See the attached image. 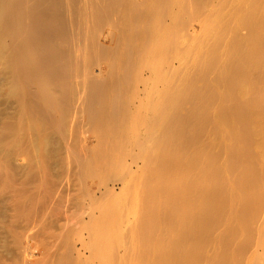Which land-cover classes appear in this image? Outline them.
Here are the masks:
<instances>
[{
    "label": "rangeland",
    "instance_id": "obj_1",
    "mask_svg": "<svg viewBox=\"0 0 264 264\" xmlns=\"http://www.w3.org/2000/svg\"><path fill=\"white\" fill-rule=\"evenodd\" d=\"M91 1L92 0H84V2H83V0H82V2L81 1L79 2L77 0L78 7H76L77 6L76 3H75L76 6L74 5V7L77 9L72 7L71 10L74 8L75 10L80 9L78 11H81L84 8L85 10L83 9L84 11H82V12H85L87 10L86 8L89 6ZM129 1H131V0H129ZM140 1H142V0H140ZM140 1L139 0L138 1L132 0L131 4L135 5V2H136V4H138V2H140ZM179 1L181 3L178 2L179 5L177 4L176 6H173V9H171L173 13L169 12V13H171V15L168 12H163L164 14L162 13L163 14V15H161L162 19L159 20L160 21L159 24L157 26L155 25V28H154L155 30L152 29L153 31L151 30V33H149V35H148L149 36L148 37L149 43H147L148 50L146 51L145 54H142V52H141L142 51V49H141V46H142L141 43L142 42L136 43V46H137L136 50L131 49V48H129V50H128L127 49L128 47L122 49L123 48L122 43L124 45H126V43H124L125 41H123L122 32H121L122 29H120V27H119V25L121 23L119 24V19L116 16H113L114 18H117L116 21L114 18H111V20H112L111 24L113 22V25L108 24V26H107V24H105L102 26V24H101V26H99L97 29H96V27H92L91 26L92 24H90L89 23L90 21L88 20L89 22L86 21L87 22L86 27H88V28H85V30H87V31H85L84 30L85 26H82V27L77 26V24L79 25V23H80L79 19H78L79 17L77 15L75 16L76 19H78V20H77V23H74L75 17L71 16V14L69 13L70 15H68V16L69 17L71 16L72 18L68 17V19L70 21H68L67 23L68 24L70 23L69 25L71 27L66 25V29H67V27H69L68 29H69V32H71V33L67 32L68 29L66 30V32H67L66 39L68 41L70 40L69 42H70V46H71V51L73 52V53H71V52L70 53L74 57L73 58L71 56L72 59L75 61V58H77L75 56H78L79 60H78V58L76 60L80 61L81 67L79 65L76 67H74V66L72 67V69L74 70V73H73V71H72V73H70V76H72V77L69 76L70 78L68 80V86H67L68 88H67V91H65V93H64L65 95L61 94V93H63L62 91H56V93H54V94H58V95H55V96L53 94L51 95V93H50L51 96L58 97L59 100H61V102H62L61 98H63V97L66 98L65 102L64 101L62 102L63 106H64V107L63 106L62 107L64 110L61 108L62 110L49 112V110L47 111V109L44 108L42 101L34 95V91H35L34 88L36 89V87H38V86L45 88L44 86H46V83L42 84V82H38V83L33 84L32 85L33 88H31V86H30L31 89L29 88L30 90L28 92H31V93L33 92V94H31V96H35V97L34 98L31 97L32 99L29 97L30 99H28V100H30V103L28 101L25 105V109H21L24 107H21V105L17 102L15 97H13L12 95L9 94L10 81L8 80L7 77H4L0 72V181L2 182V180H3V182L0 183V185L2 184L0 186V188H1L0 189V264H125V263L126 264H135L133 261H136V264H137L140 257L137 258V256L133 255V254H137L139 256L140 254H138V253H140V249L142 248V242H141L142 239L140 236H143L142 235L143 231L141 230L142 229L141 224L143 223L144 220L147 221V219H151L152 217L153 218L156 217V219H157V220L155 219V223H154L155 227H152L153 230L156 229L155 231L157 233H155V232H153V230H151L150 240H153L155 237H157V234H159L158 235L159 238L157 237L156 239H160L161 241L163 240L164 241L163 243L165 245L167 244L170 247L171 241H169V240H173L175 238L173 237L174 235L172 234V232L166 230L168 226L166 224L167 219H165V218L168 216L169 211L167 212V209L165 211V207L167 208L166 204H164L163 207L160 206L161 205L160 203L162 201V197L164 198L163 195L162 196L160 195V193H161L160 192V186H161L162 182H164L163 180L167 179V178H165V176L167 175L169 178V176H172L174 171L173 172L168 171L164 176H162L163 179H162V177L160 178L159 175L155 176V171L157 169L156 167H159L158 166V165H160L159 163L163 164V161L167 157L170 156L171 152L173 153V151L166 144L165 140L163 141V139L165 136L167 138H170V137H168L169 135H166V133H170L172 131L171 132V134H172L173 130L177 129V126L179 127V125L177 123L182 121L181 119H183L182 117L184 115L186 116V113H187V117L188 116L191 117L192 116L191 114L193 113V115H194V113H195L196 114L195 117L197 119L198 118L200 119V116H199L200 113L198 114L199 109L201 107H203V105L205 103H207V102H205V101H207V99H205V100L203 99V101L205 102L204 103L203 101H201L202 100L201 98L202 97L207 98V97H205L208 95L207 93L212 91V93H209V95L210 94L213 95V93L216 94V96L218 98L216 97V101L213 102V104L216 106V108L219 107V105H220L219 96H220V94H222L221 96H223L226 92V90H225L226 85L224 84L225 85L224 86L223 84H221L222 80L219 78V72L221 71V67L223 68L222 63H223V60L225 59L224 56H226L225 52L228 54L230 53L231 47H229V46L233 45V42H235V40H237L239 43H242L244 46L247 45L246 41H248V39H249V33L250 32H249L248 27L245 28L246 26H244L243 24H242V27H239L242 23V22L241 23L239 22V20H240L239 17H241V15H243L244 10L247 11L246 8H249L248 3L252 2V0H247V1L241 0L240 3L238 0H197V2L195 4V8H194V6H192L193 4L191 5V3L190 4L188 3L189 0H179ZM245 2H248V3H245ZM254 2H255L256 6H259V5H260L259 7L262 6L263 9L261 8V11L263 10L262 14L264 15V6H263L264 0H254ZM79 3H82V5ZM238 3L241 6L238 5ZM84 4L87 7H85ZM79 5L81 7L83 5L84 6L81 9V7ZM196 5L199 6L200 8L197 7ZM184 6H186L187 8ZM69 7H71V6H69ZM174 7L176 8L177 11L175 10ZM181 7H182V9H181ZM243 7H244V10H241V9H243ZM191 8H193V10H191ZM67 9H68L67 11H69L68 7H67ZM54 10H56V8H54ZM197 10H199V11H197ZM240 10L243 11L242 14H241ZM2 13L3 12H0V16L2 15ZM187 13H189V14H187ZM185 14H187L188 16L192 14V16H189L190 18L189 17L187 18L185 16ZM239 14H240V16H239ZM165 15H166V17H165ZM217 16L222 17V18H219L217 21ZM237 16H239V17H237ZM73 17H74V20H73ZM172 17H173V19H172ZM231 17H232V19H231ZM236 17L239 19L237 21L240 23V25L238 22H236V20H235V19H237ZM243 17H244V15H243ZM193 20H195V21L193 22ZM230 20H233L234 22L230 21ZM181 21H183V22H181ZM215 21L217 22L215 24L216 27L214 26ZM220 21H222V22L220 23ZM114 22H117V24L115 23L116 26H115ZM186 22H188V23H186ZM211 22L213 23L211 25V27L213 26L214 28L209 27V29L204 31L205 29H203V28H205V27L208 28L207 25L208 24L210 25ZM223 22H226V23H224L225 25L223 24ZM163 25H165V27ZM34 26H35L36 30L41 31L43 29L42 24L39 23L38 21L35 22ZM110 26H112V27H110ZM114 26L115 27L118 26L116 28V31L118 32V37L116 35L117 32H115ZM185 26H186V29H185ZM217 26L223 27L224 30L226 29L225 32L224 31L222 32V28L220 31V29H219L220 27L217 28ZM90 27L92 28V30H90ZM100 27H101L102 31H100ZM104 27L106 30L109 29L110 31H106L104 29ZM200 27L203 30L200 29ZM82 28L84 31L81 30ZM164 28H166V30ZM161 30L163 33L167 34V35L164 34L165 37L163 36V41H161L162 35H163ZM89 32H91V33H89ZM93 32H94V34L96 33L95 35L94 34L93 35L96 36L97 39L95 41L96 43L94 42L92 44L91 40H92V36H93L92 33ZM218 33H219V35H218ZM229 33H230V35H229ZM263 33H262V36H263L262 39H264ZM111 34L114 36V39L116 37V39H115L116 42L119 40L122 41V43H121V41L119 42L120 43L119 46L117 45L118 42H117V44H116V42H113L114 40H113V36H110ZM160 34H161V36H160ZM87 35H89V36L91 35L90 36L91 40L88 38L89 36H87ZM232 35L233 36L235 35V38ZM158 36H160L161 38ZM84 37H86L88 39L85 38L86 39L85 40ZM96 37H94L92 41H94V39ZM154 39H155V41H154ZM233 39H234V41H233ZM245 39H247V40L245 41ZM87 40H89V42H90L89 45L87 44V42H88ZM164 40H165V42H164ZM245 42H246V44H245ZM114 43H115V45H114ZM162 43H164L165 47L163 46ZM199 43L200 44L202 43V44L200 45ZM214 43L216 44L217 49L220 48V49H218L220 53L218 52L217 49L215 50L216 47L214 46ZM161 44H162V46H161ZM199 45H200V47H199ZM212 45L214 47V48L212 47L213 50L211 49ZM113 46H115V47H113ZM119 47L122 50H120ZM161 47H163V49ZM167 47H168V49H165ZM209 47H210V49H209ZM226 47H228V48H226ZM224 48H225V50L229 49L228 50L229 52L223 50ZM155 49H157V50H155ZM158 50H160V52L162 54H160V52ZM163 50H164V52H163ZM209 50H210L211 54L213 52H215L216 54L218 53L217 56L221 57L220 59L218 57L221 65L219 64V66L213 68V72H212V69H210L208 67L207 73H205L204 70H206V69H204V67H207V66H205V64H207L208 62L204 63V61L208 58V56L211 55V54H205V53H207L206 51L209 52ZM43 51L44 50H42V49H41V51H39V54H41L40 56H42L45 53V51H44V53H43ZM108 51H109V53H108ZM131 51H132V53H131L132 55L129 54ZM148 52L150 54H148ZM263 52H264V48H263ZM110 53L113 55H111ZM215 53H213V54H215ZM109 54L111 55V57ZM148 55H150V56H148ZM154 56H155V59H154ZM202 56H205V58L204 57L202 58L204 61L201 60ZM120 57H121V59H120ZM158 57H159V61H158ZM153 59H154V61H153ZM221 59H223L222 62H221ZM113 61H114V64H113ZM125 63H126V65L129 63L131 64V65L129 64V66H128L130 69L125 65ZM121 64L122 65L124 64L125 68H124V65L122 66ZM134 64H135V66H134ZM201 64H204L203 68H202ZM114 65H116V67L118 66L117 69L114 67ZM68 67H71V66L65 65L61 68V67H58L57 65H54L53 67H49V71L53 72L54 70H56L58 73H62L66 70L71 69V68L68 69ZM77 67L79 69L80 68L81 69L80 70L76 69ZM131 67H133V68H131ZM114 69L116 70V72L118 69H120V70H118L119 73L117 72L118 75H117V73H115ZM124 69L128 70V74L127 73L124 74V72H123ZM71 70H69V71L71 72ZM210 70H211V72L209 74L208 72ZM0 71H1V68H0ZM77 72L78 73L82 72V73L78 74ZM214 73H215V75H213ZM254 73L253 74L255 75V78L253 77L254 75L251 76L252 78L256 79V77H257V79H259V77L261 76L262 79H264L263 69H259V70L255 69ZM115 74H116V76L114 77ZM119 74H120V76H119ZM201 74H202L203 79L200 77ZM81 75H82V77H81ZM186 75L189 78L191 77L190 80H189V78H187ZM203 75L207 76L208 78H205V76H203ZM214 76L217 78L214 79ZM73 77H74V79H73ZM119 77H121V78H119ZM128 77H130V79ZM192 78L196 84L193 82ZM196 78H198V79H196ZM195 79L198 82H196ZM205 79H208V80H205ZM201 80H202V84L200 82ZM209 80H211V82L213 83V84L212 83L209 84L210 90L212 89L211 87H213L212 85H215L213 88L217 87L218 88V89L216 88L217 90L216 89L211 90V91L208 90L209 86L205 82L208 81V83H209L210 82ZM165 81H166V83H165ZM121 82L123 83V85ZM110 83L112 86L110 85ZM100 84H102V85H100ZM113 84L116 86H114ZM156 84H158V85H156ZM202 85L204 87H207L208 88L207 90L209 92L207 91V93H205L204 92L205 88H203ZM100 87H101V89H100ZM184 87L186 88L188 93L183 92ZM192 87H193V89H192ZM123 88H124V90H123ZM156 88L158 89V91L156 90ZM190 88H191V90H190ZM182 89H183V91H182ZM202 89L204 92L203 96H202V93H203ZM227 89H228V87H227ZM71 90H73L75 92H73ZM99 90H100V92H99ZM105 90H106V92H105ZM117 90L119 93L117 92ZM155 90L157 91V93L155 92ZM159 90H160V93H159ZM161 90H162V92H161ZM177 90H180V91L175 92ZM198 90L199 91L201 90V91L199 92ZM48 91H50V90H48ZM68 91H71V93ZM101 91H102V93H101ZM103 91L106 94H104ZM196 91L198 92V96L195 95V94H197ZM261 91H262V95H264V90L262 89ZM181 92H183L182 93V95L184 96L183 98L186 97V99H184L185 105H184V103H183V105L179 104L181 99L179 100V102H176V103L173 102V101L177 100V97H178V95H180ZM120 93L122 94V96ZM123 93L126 94V96H128V97H126ZM127 93H128V95H127ZM164 93L166 95H164ZM171 93L173 94V98L176 97L175 98L176 100L172 98ZM175 93H176V95H175ZM189 93H193L194 95L193 94H190V95H192L194 97L193 98H191L192 96L189 97ZM248 93L250 94L251 92L248 91ZM115 94L117 96L116 99H115ZM205 94H207V95H205ZM215 94H214V97H215ZM249 94H248V96L250 98L251 96ZM100 95L102 96V100H100L101 99V97H99ZM109 95H110V97H109ZM162 95H163V99H161ZM199 95L201 96L200 99L198 98V97H200ZM226 95L228 96L229 93ZM118 96L120 98L119 102H117ZM166 96H168L171 99V100H169V102H171L173 100L171 103L172 105L168 102V100H165ZM248 96L246 95V99H244V100L248 101L249 100V99L247 100ZM112 97H114V98L112 99ZM168 97H167V99H168ZM224 97H225V95H224ZM233 97H235V95ZM187 98H188V100H187ZM35 99L37 101H34ZM38 99H39V101H38ZM63 100H64V98H63ZM96 100H97V103L99 105L96 103ZM113 100H116L115 103H113L114 102ZM212 100H214V98H212ZM230 100L232 101V98H230ZM230 100L227 101V104H230ZM111 101L113 104H115V107H116V105H119L118 103H120V104L124 103L122 106L119 105L120 108L119 107L118 108L121 110H118V108H117L116 109L117 113L115 112V115H114V113L111 114V112H113L112 107H111ZM165 101H167L168 104H170V105H168L169 107H167V105H166L167 103H165ZM184 101H181V102H184ZM192 101L194 103H191ZM38 102H41V103H38ZM116 102H117V104H116ZM147 102L149 104H147ZM162 102L165 103L164 106H166V107L163 106ZM177 103L179 104V106ZM197 103H200V104L197 106ZM211 103H212V101H211ZM211 103H209L208 106L213 105ZM35 104H36V106L39 105V107L37 108L35 106ZM101 104H103V105H101ZM127 104H128V106H127ZM161 104H162V106H161ZM190 104H193L192 107ZM147 105L150 107L149 109H148ZM157 105H159V106L157 107ZM200 105H202V106H200ZM214 105L208 107V108H211L212 110L207 108L208 111L206 113L209 117L212 116L211 118H209L211 123L209 122L207 115L203 116V117H205V120L203 119L205 121V123H204L205 125L202 124L203 125L202 127L205 126L204 128L206 130L203 131L204 129H202L201 130L202 132L201 131L200 132L201 133L204 132V134L207 133L204 136L205 138L202 137V135H204V134L200 135L197 133L195 139H197V141L199 140L198 141L199 144L196 143L197 141L193 142L195 140L194 139L190 143L191 146L192 145H194V146L193 147L190 146L191 147L190 149L192 150L194 147L195 148L196 147L198 148V146L200 147V143H202L201 144L202 146H205L203 144H205V142H207L208 144L210 143L209 144L210 146L208 147L209 157H212L211 155H213V157H217L219 155L218 158L223 157L222 159L220 158V160L217 158L218 159L217 164L216 163H215V165L213 164V166L210 169H212V168L215 169L218 166L217 170L212 169V171L213 172L214 171L224 172V169L222 168L223 169L222 170L221 167L222 166L224 167V165L226 164L224 167L226 170L225 174L227 176H230L229 179L227 176H225L224 173H222V176L220 177L218 174H216V173L213 174V172L211 171V175L213 174V176H214V178H216V180L212 179V181H211V178L213 176H210V178H209L210 180L204 184L203 188L207 189L206 191H210L216 185L221 186V190H222L221 194H223V192H225L224 193L225 195H221L220 199L221 198L227 199V202L224 203V204H226V206H224V207L225 208L227 207L225 209L226 211L224 209H223L224 211L222 210L223 214H224V212L226 213V218L224 216L225 214L223 215V218H221L222 217V215H221L220 218L222 219V222L219 221L220 223L217 224L218 226H215L214 228L213 227L210 228L209 234L211 236H208V237H211V238H209L210 241H206V242L201 243V246L199 245V247L197 249H194L193 250L194 252L192 251V254H194L195 257H197L196 264H210V263L213 264V262H214V264H221L220 258L222 257L221 256L222 254L223 255L227 254L229 257H231L230 264H254V263L255 264H264V199L261 198L264 196V194L259 193L260 191L262 193V191H263L262 189H264V178H263L264 175H261V173L262 174L264 173V157H263V160L261 157V156H264V148H261V149H259V148H260V146L261 147H264V146H262L260 144L259 138H257V142H255V144H254L255 147L251 146L252 144L249 145V143L247 141L241 142L242 144L245 145L246 150L244 149V146H242L241 143H238V145H236L237 150L239 147V150L241 149L240 150L241 152L244 149L246 152L245 153L246 155L248 154V155H251L252 157H255L254 159H251L252 157L248 156V158H247V156H243V157H245L244 158L245 162L246 161L248 162L247 159L250 158L251 167H249L248 170L255 166L256 170L250 169L252 171V173L254 174V172L256 171L258 173L255 172V175L257 174L256 176L257 177L259 176L258 178H261V176H262L263 181H262V179H260L261 181L260 180L259 181L263 183V185H262L263 187L261 186V183L258 185L257 188L255 187L256 188V189H254L255 192L258 191L257 189L260 190V188H262L259 192H257L259 195H261V196H258V198L260 197L259 201L261 199H262V201L259 202L256 199L257 203L259 202L260 205L258 206V204L255 202L258 207L254 211L251 210L252 213L250 211V214H252L254 216L249 215V216H251V218L248 216L250 218L249 219L250 222L248 220H246V221H248L247 222L248 224L245 222V219H244V221L242 220L243 221L242 227H244V228L240 227L242 229L239 228V231H236L232 235L234 238H236V240H235V239H233V237L231 238V234H230L231 231H228V228L229 229L231 228V227H229V225L230 226L233 225V227H234V225L236 224L233 221L235 219V212L238 211L240 205H237V204H239V203H237L238 200H236V202H235V200H228V195L230 196V193L232 194V192L234 191L233 190L230 192V189L228 188V187H230V186H228L230 184H228V183H229L230 179L231 180L233 179L232 178L233 176H234V179H236L235 178L236 176L240 177L243 174H245L244 173L245 167H244V165H241L243 162V161H241L243 159L242 157H241L242 159L240 160L241 164L239 163L240 165L238 164V162H236V164L235 163L233 164V163H227L228 161L231 162L230 160H228V159L225 160L226 154H225V156H223V154L225 153L224 151L226 150V148L229 149V147L231 146V141L228 139H222L220 136H218L219 139H217V140L215 139V134L218 132L215 130H217L216 126H217V124L219 125V123H218V121L216 122V120H215L217 118V116L214 113L216 111H218V109L215 110L216 108ZM217 105H218V107H217ZM40 106L42 108H40ZM112 106H114V105H112ZM155 106L157 109H155ZM177 106L180 108L178 109ZM182 106L184 109L181 108ZM98 107H99V109H98ZM103 107H104V109H103ZM174 107L176 108L175 112L172 111L175 109ZM39 108H40V112H39ZM110 108L112 111L110 110ZM150 109L152 112L150 111ZM168 109L170 111H168ZM192 109L193 110L198 109V110H195V112H194V111H192ZM20 110H23L24 113L26 111L27 112L31 111L32 112V114L30 115L31 120L30 119L26 120V118H24L25 117L24 113ZM177 110H179V111H177ZM188 110H190V113L192 111V113L190 114L188 112ZM209 110H210V112H209ZM160 111H162V112H160ZM41 112L45 113V114H41L42 116H40L39 114ZM46 112L47 113L49 112L50 114H52L51 118H53L55 127H57V128H53L54 125H51L52 128L54 129V130L53 129L52 130L55 132L54 133L55 135L53 136V132H52L51 136L49 135L50 138L48 141V143H49L48 145L50 146L51 144H53L54 146L55 145L56 146L55 147L50 146L51 148H49V150L47 149L48 152L47 151L44 152L42 150V152L45 154L44 157H42L43 153H40L39 150H38L39 154H38V152L34 151L35 154L33 155L34 152L32 151L33 153L27 154L28 156L24 155V157L21 156L20 158L15 153H13L11 151H9V152L7 151L4 154L6 149L10 150V148H8V147H11V149H12V145H10V142H11V139L13 137V136H11V134L13 135L14 129L17 131V133H15V130H14V133L16 134L14 136H19L21 138L23 137V140L26 139V140H24L26 142L28 141V139L30 142L36 138L37 140L35 139L36 141H34V143L37 142L39 140V135L37 133H34L33 135L29 133L30 134L29 135L28 132L25 131V129H23V127L25 128L26 124L32 120L33 121L38 120L39 116H40V118L43 117L44 120L46 118L47 121H49L50 117L48 114L49 118H47ZM53 112H55V113H53ZM96 112L98 113L97 115H95ZM118 112L120 113V115L118 114ZM159 112H160V114H159ZM165 112H167L166 114H169V115L172 112H173V114L176 113L175 115H178V116L181 114L180 118L178 116L175 117V115H174L175 119L172 117L173 114H171V116H168L169 118L172 117V120L173 119L177 120V117H178L179 118L177 120L178 122H176L174 120H173V122L169 121L171 118L166 120L167 115L165 114V116H164ZM162 113H163V115H162ZM99 114H100V116H99L100 118L97 117ZM123 114H124V116H123ZM144 114H145V116H144ZM148 114L149 115L151 114L150 118H149ZM197 114L199 117L197 116ZM216 114H217V112H216ZM43 115H46V117H44ZM109 115H111L113 117H111ZM160 115H162V116H160ZM200 115L202 116V114H200ZM189 117H188V119L190 120ZM96 118H99V119L97 120ZM108 118H110V119H108ZM143 118L148 119L149 126H148V124H146L147 119H145V122H144ZM163 118H165V119H163ZM93 119L96 120L97 123H94ZM101 119H102V121H101ZM114 119H116V120L113 122ZM184 119H185V120H183L184 122L186 120L189 121L187 118H184ZM19 120L22 121V123H20ZM121 120H122V122H121ZM207 120H208V122H207ZM26 121H28V122H26ZM58 121H59V123H58ZM60 121H62V123ZM142 121L147 125L149 130L146 129L147 127ZM49 122H52V120ZM213 122H216L217 124L216 123L213 124ZM63 123H64V127L61 126V125H63ZM161 123L163 126H161ZM186 123L187 122H185L184 124H186ZM52 124H53V122H52ZM96 124H98V125H96ZM255 124L256 123H253L254 126L253 125L251 126L254 129H255ZM57 125H59L62 130ZM102 125H103V127H102ZM115 125H117L116 126L117 128L115 127ZM130 125H131V127H130ZM18 126H22V127H18ZM98 126L101 128H99ZM135 126H137L136 128H137L138 134H137V131L135 129ZM96 127H97V129H96ZM160 127L161 128L164 127L165 129L164 128L160 129ZM9 128L12 129L11 131L9 130L12 133H10L8 131ZM18 128H19V130L21 128L20 131L26 132V135H25V133L22 134V132L19 133ZM113 128H116L117 130L113 129ZM257 128H258V125H256V129ZM111 129H113V130L111 131ZM160 130L162 132L161 136H160ZM162 130H164L165 132ZM146 131H149V133H147ZM166 131H168V132H166ZM163 132L165 135H163ZM140 133H141V135H140ZM183 133H184L183 137H185V133H187V131H183ZM188 133H189V131H188ZM114 134H116V135H114ZM262 134H264V133H262ZM137 135H138V137H137ZM187 135H186V137H187ZM197 135L198 136L200 135V138ZM208 135H210L211 137ZM217 135H219V134H217ZM217 135H216V138H217ZM144 136L147 139H145ZM159 136H160V138H163L161 140H162L163 144L164 143L166 144V145L164 144L165 146L162 145V143L159 139ZM9 137H11V138H9ZM136 137H137V139H136ZM166 137H165V139H166ZM189 137L186 139L188 140ZM112 138H114V139H112ZM115 138H118V139H115ZM208 138L210 141H213V142H210V141L208 142V140H205ZM50 139H51V141H50ZM109 139H111V140H109ZM184 139H182L183 142H184ZM261 139L262 140L264 139L263 135L261 136ZM8 140H10V142ZM135 140H137V141H135ZM157 140H158V142L159 141L160 142L158 143ZM187 140H185V141H187ZM218 140L223 146L220 143H217ZM112 141L114 142L113 145H111ZM134 141H135V144H137V148L134 144ZM138 141L140 143L141 142L144 143V145L142 143L140 144L143 147H140V145H139L140 149L138 147V143H136ZM166 141H167V139H166ZM215 141H217V142L215 143ZM7 142H9V143H7ZM132 142L134 145L132 144ZM258 142H259V144H257ZM123 143L124 144L126 143L127 145L125 144L126 146L124 147ZM167 143H168V141H167ZM185 143L186 142H184V144ZM192 143H194V144H192ZM212 143H215V144H212ZM8 144H9V146H8ZM131 144H132V146H131ZM195 144H197V146ZM219 144L221 147L220 146L218 147ZM100 145H101V147H100ZM158 145L159 146L161 145V148ZM189 145L187 148H189ZM247 146H249V147L247 148ZM167 147L169 148L170 153H169V150ZM123 148L125 151L122 150ZM187 148L182 150L183 154H181V156H182L181 160L185 161V157L188 154H189L188 155V157H189L192 155V153L195 152V148L193 149L194 152H192L193 150L188 152L189 149H187ZM252 149H253V151H252ZM45 150H46V148H45ZM108 150L111 152V155L109 154ZM164 150H165L166 154L164 153ZM184 150L186 151L187 154L184 152ZM203 151H205L204 153L208 155L207 147L204 148ZM120 152L122 154H119ZM147 152H148V154L151 155L150 156L151 158H152L153 154H155L153 161L151 160V158L149 160ZM49 153H50V155H49ZM221 153H223V154H221ZM243 153H244V151H243ZM243 153H242V155H243ZM139 154H141L142 156L141 155L139 156ZM185 154H186V156H185ZM216 154H217V156H214ZM30 155H32L33 157ZM34 156H35V158H34ZM45 156H46V158H45ZM165 156H166V158H165ZM239 156H241L240 152H239ZM30 157H32V158H30ZM94 157L96 160L94 159ZM100 157H102V158H100ZM140 157H142V158H140ZM144 157L146 158V160L148 157V163L150 161H152V162H154V164L157 163L156 164L157 166L154 165L153 166L154 168H152L153 163H151V162H150L151 164L149 163L151 165L150 168H148L147 162H146V166H144L143 164L146 161V160L144 161ZM188 157H186V161H187ZM155 158H156V161H155ZM162 158H165V159L162 160ZM226 158H227V156H226ZM159 159H161L162 161H160ZM98 160H100V161H98ZM116 160H118V161H116ZM223 160H225L226 162L225 161L223 162ZM122 161H123V164H122ZM218 161H221L224 165ZM247 162H246V164H249ZM111 163H112V165H111ZM85 164L86 165L89 164V165L86 166ZM218 164H220L221 166ZM243 164H244V162H243ZM253 164H255V165H253ZM104 165H105V167H104ZM235 165L237 168L235 167ZM214 166H215V168H214ZM242 166H243V168H242ZM233 167L236 168V171H235V168H233ZM142 168H144V172H145V173L143 172V175L141 174L143 171ZM230 168H233V169H230ZM246 168H247V165H246ZM197 169H198V171H197ZM197 169L195 167V170H193V169L191 171L185 170V171H188L189 173H192L195 171L194 173H192L193 175L189 174V173L188 174L184 173L185 171H182V174H185V175H181V178L183 179V177H185V179H184L185 185H188L190 183L191 179H193V178H194L193 180H201L203 178L204 175L202 176L201 173L204 174L203 173L204 171L201 172L202 171L201 168H200V170H199V168H197ZM89 170H91V171H89ZM104 170H106V171H104ZM145 170H150L153 172L154 175L152 174L151 176H149V178L150 177L152 178L155 176L154 178H156L155 179L156 181H158L159 178L162 179L161 184L158 185L159 182L158 183L154 182L155 181L154 179H150L151 182H148L150 180H148L149 179V178H147L148 176L146 177L145 175H147V174L149 175L152 172L146 173L147 171H145ZM253 170H254V172H253ZM233 171H235V172L233 173ZM87 172H89L90 174ZM241 172H242V174H241ZM118 176H119V178H118ZM143 176H144V178H143ZM189 176H191V178ZM193 176H195L196 179ZM199 176H201V177H199ZM1 177H3V178H1ZM98 177H100V179ZM104 177H105V179H104ZM219 177L221 180V181L219 180L220 183L217 182V179H219ZM223 177L224 178L226 177L228 180L227 179L223 180L224 179ZM186 178H188V179H186ZM144 179L145 180L147 179L148 181L146 180V182H144ZM160 179H159V181H160ZM234 179L232 181L230 180L231 184L234 181ZM103 180H104V182H103ZM152 180H154V181H152ZM226 180L228 182H225ZM223 181H224V183H222ZM103 183H104V185H103ZM142 183H143V185H142ZM144 183H150V185L145 184L148 186V188L144 187L147 190L146 193H148V195L144 192L145 189L143 190V188L141 187V186H145ZM152 183H154V184H152ZM155 183H157V184H155ZM217 183H219V184H217ZM225 183H227L228 185H225L227 188L225 187V189H224L222 184H225ZM2 186H3V188H2ZM150 187H151V191H150ZM156 188H158V190ZM152 189L157 190L156 192H157L158 196H157V194L153 193L155 191ZM227 189H229V190L227 191ZM139 191H141V192L139 193ZM151 193H153L152 195H154V196H149V194L151 195ZM226 193H229V194H226ZM139 194H140V197H139ZM155 195H156V198H155ZM145 196H146V198H144ZM224 196H227V198H224ZM152 197L154 198L153 201L156 203L158 201L159 204L157 203L156 205H154L155 203L152 200L149 201V199H151ZM138 198H139V200H138ZM145 200H146V203L148 206H150V203L153 202V203H151L150 207L146 206V204H144L145 202L143 203V201H145ZM140 201H142V202H140ZM143 207H144V209L146 207H148L150 209L146 208V210H144ZM161 207L163 209H161ZM156 208H157V210H156ZM109 209L112 210L113 214H111L112 212ZM148 210H149V214L147 212ZM150 210H152V211H150ZM160 210H163V212H161ZM227 210H230V212L229 211L227 212ZM159 211L161 214L159 213ZM222 211H221V213H222ZM108 212H110V213L107 214ZM146 212H147V214H146ZM152 212H153V215H152ZM253 212H255V214H253ZM101 213H104V214H101ZM150 213H151V215H150ZM158 213H159V216L157 215ZM164 213H166L167 215L165 216ZM227 213H229V214L227 215ZM105 215H107V218H109V219L105 218ZM117 215H118V217H117ZM231 215L233 217L229 221L228 218H230ZM110 216L113 218H111ZM147 217H149V218H147ZM248 217L246 219H248ZM224 219H226V221L223 222ZM152 220H154V219H152ZM163 220H165V221H163ZM231 220H232V222H231ZM236 220H238V219L236 218ZM97 221H98V224H96ZM106 221L107 222L109 221L108 224ZM227 221L231 222V223L230 224L228 223V225H227V223H226ZM238 222L241 223V220L240 221L238 220ZM238 222H237V224H238ZM114 223L117 225H113ZM224 223H225V225H224ZM232 223H234V224H232ZM138 224H140V225H138ZM219 224L221 227L219 226ZM106 225H107V227H106ZM226 225L228 227H226ZM139 226H141V227H139ZM97 227L99 230L97 229ZM217 227H219V229ZM222 227H224V228H222ZM233 227H232V229H233ZM108 228H109V230H108ZM225 228L227 229L228 232L226 231ZM105 229H106V231H104ZM138 229H139V231H138ZM162 229L163 230L165 229V230L163 231ZM214 229H215V231H214ZM221 229L224 230L225 232L222 231ZM232 229H230V230H232ZM101 231H104V232H101ZM91 232H95V233H91ZM137 232H140V233H137ZM114 233H115V235H114ZM153 233L156 234V236L154 235L155 237L153 236ZM135 234H136V239H138V240H136L134 238ZM97 235H98V237H97ZM100 235L103 238H101V237L99 238ZM160 235L163 237H166V235H167L166 241L164 240L165 238H161ZM236 235H238V236H236ZM168 236L171 237V239L170 238L168 239ZM222 236H223V238H222ZM228 236H230V237H228ZM152 237H154V238H152ZM260 237H262V238H260ZM132 238L135 240H133ZM219 238L220 239L222 238L223 242H219V241H221ZM226 238L227 239L229 238V240L230 239H233V240L232 241L230 240L231 242H228V240H226ZM97 239H99V240H97ZM211 239L212 240L215 239V240L212 241ZM96 240H97V242H96ZM224 240L227 241L226 242V243H228L227 245H226ZM262 240H263V242H262ZM110 241L111 242L114 241V242L111 243ZM214 242H216V244ZM184 243H185V241H184ZM184 243H183V245H184ZM219 243H225L222 245L224 247L226 245V249H224V247L221 244L219 245ZM165 245H164V247L166 248L167 246H165ZM112 246H114L115 248H113ZM187 246H188V244L185 245V249L188 248ZM220 246H222V247H220ZM106 247L108 248V250ZM135 247H136V249H135ZM164 247H162L159 250L150 249V251L148 252L150 255H148V253H147V255L149 256L147 258H151V259H149L151 261L150 262L146 261V262L152 263L153 262L152 260H154V262H157V261L159 262L158 258L163 253L165 254V252H168V249L170 251L169 247H167L166 250ZM182 247L184 248V246H182ZM227 247H228V249H227ZM237 247L238 248L242 247L243 249L240 248V250L238 249V251H237ZM104 248H105V250H104ZM111 248H112V250H111ZM215 248L217 249V251ZM204 249H206V250H204ZM219 249H221V250H219ZM232 249H234V251ZM95 250H98V251H96V254L94 255ZM196 250L200 251L201 253L203 252V254H201L200 252H198ZM224 250H226L227 252H228V250L230 252L233 251L232 253L234 255H235V251H236L237 252L236 258H234L235 256L233 254H232L233 257L231 255H229V254H231L229 252H228L229 254L228 253L224 254V252H223ZM99 252H101V253H99ZM136 252H138V253H136ZM221 252H222V254H221ZM103 253H106L108 256L106 254H103ZM197 253L200 255H198ZM240 253H242V254H240ZM215 254L216 255L220 254L221 257L218 255L217 258L215 259V257H216ZM238 254H240V255H238ZM203 255H205V256H203ZM131 256H132V258H131ZM134 256L136 257V260H134L135 259ZM201 256H202V258H201ZM183 257H185L186 261H188V262H183V260L185 261V258H183ZM183 257H182L183 260L180 259L181 264H189V260L187 259V257L186 256H183ZM142 259H144V258H142ZM142 259L140 258V262L143 261ZM205 259H207V260H205ZM111 260H112V262H111ZM216 260L218 261V263ZM144 261H143V263L141 262L138 264H145L146 262H144ZM148 263H146V264H148Z\"/></svg>",
    "mask_w": 264,
    "mask_h": 264
},
{
    "label": "bare ground",
    "instance_id": "obj_2",
    "mask_svg": "<svg viewBox=\"0 0 264 264\" xmlns=\"http://www.w3.org/2000/svg\"><path fill=\"white\" fill-rule=\"evenodd\" d=\"M79 2L81 1L82 2V0H78ZM132 1V0H131ZM131 1H129V0H92L91 1V3L89 4V6L87 7L85 4V7H87L86 9V11L85 12H82V11H84L83 9H82V7L84 6H80L81 7V11H78V10H80V9H78V10H75V9H77V8H75L74 7V5H75V3H76V5H77V0H0V12H3L2 13V15L0 16V68H1V74L4 76V77H7L8 78V80L10 81V88H9V94L10 95H12L13 97H15V99L17 100V102L21 105V107H24V108H21V109H25V105H26V103L29 101V103H30V100H28V99H30L31 97H37V98H39L41 101H42V103H43V106H44V108L45 109H47V111L49 110V112L50 111H59V110H62L63 109V101L65 102V97H63L64 98V100H63V98H61L62 99V102H61V100H59V98L58 97H53V96H51L52 94L55 96V95H58V94H54V93H56V91H62L63 93H61V94H64L65 93V91H67V86H68V80H69V78L70 77H72V76H70V73H72V71H73V73H74V70L72 69V67L74 66V67H76V66H80L81 64H80V61H78L79 60V58H78V56H75V57H77L78 58V60H76L77 58H75V61L72 59V55H71V53H73L72 51H71V46H70V40L68 41L67 39H66V36H67V32H69V27H67V29H66V25H68V26H70L67 22L68 21H70L69 19H68V15H70L71 14V16H78L79 18V25L77 24V26H85L84 27V30H85V28H88V27H86V25H87V22L86 21H88L90 24H92L91 26L92 27H96V29L99 27V26H101V24H102V26L103 25H105V24H107V26H108V24L110 25L111 24V18H114L113 16H116L118 19H119V27H120V29H122V37H123V41H125L124 43H126V45H124L123 43H122V41L121 40H119V41H117L118 42V44H117V42H116V37H115V39H114V36L111 34L110 36H113V42H116V44L119 46V42L121 41V43H122V46H123V48L122 49H124V48H126V47H128L127 49L129 50V48H131V49H135L136 50V43L137 42H142L141 43V49H142V54H145L146 53V51L148 50V48H147V43H149L148 41H149V39H148V35H149V33H151V30L153 29V30H155L154 28H155V25L157 26L158 24H159V20L160 19H162L161 18V15H163L164 13L163 12H172V10L171 9H173V6H176L177 4H178V2H180L179 0H142V1H140V2H138V4H136V2H135V5H133V4H131ZM138 1V0H137ZM239 1V3L241 2V0H238ZM245 1V0H244ZM247 1V0H246ZM83 2H84V0H83ZM185 2V1H184ZM196 2H197V0H189V4L191 3V5L192 6H194V8H195V4H196ZM201 2V1H200ZM223 2V1H222ZM257 2V1H256ZM181 3V2H180ZM238 3V5H240ZM245 3H248V2H245ZM79 4H81L82 5V3H79ZM183 4V3H182ZM181 4V5H182ZM249 5V8H246L247 9V11L246 10H244V7H243V9H241V10H244V12L243 11H241L240 10V12H241V14H242V12H243V15H244V17H243V15H241V17H239L240 16V14H239V16H237V17H239L240 18V20L237 18V19H235L236 20V22H238L237 20H239V22L241 23V25H240V23H239V27H242V24L244 25V26H246L245 28H247L248 27V29H249V39H248V41H246L247 39H245V41L247 42V45H243L242 43H239L237 40H235V42H233V45H231V46H229V47H231V51H230V53L228 54V53H226L225 52V54H226V56H224L225 57V59L223 60V59H221V62H222V60H223V63H222V65H223V68L221 67V71L219 72V78L222 80V83L221 84H225L226 85V92H225V97H224V95L223 96H221L222 94H220V96H219V98H220V105H219V107H218V105H217V107L218 108H216V106L213 104V102H215L216 101V94L215 93H213V95L212 94H210L209 95V93H212V91L211 90H214V89H216L217 87H215V88H213L215 85H212L213 87H211L212 89L210 90V83H212L211 82V80H209L210 82L208 83V81L207 82H205V83H207V85L209 86V89L207 88V87H204L203 85V88H205L204 90V92L205 93H207V91L208 90H210L211 92H209V93H207V94H205V95H207V96H205V97H207V98H204V97H202L201 98V94L199 95L200 97H198L199 99L201 98L202 100L201 101H203V99L205 100V99H207V101H205V102H207V103H205L204 101V105H203V107H201L200 109H199V112H198V114L200 113V114H202V116L199 114V116H200V119L198 118H196L195 117V113H194V115H193V113H192V111H194L195 112V110H198V109H195V110H193L192 109V111H191V113H190V110H188V112L192 115L191 117H189L190 118V120L188 119V117H187V113H186V116L184 117H182L183 119H181L182 121L181 122H178L177 120L180 118V115L178 116V115H175V114H173V112L171 113V114H173V118H174V115H175V117L176 116H178L177 117V120H174V121H176V122H178L177 124L179 125V127L177 126V129H175V130H173V133L171 134V132L170 133H166V135H169L168 137H170V138H167L166 136V139H167V141H168V143H167V141H166V139H165V137H164V139L163 138H160V136H161V134H162V132H161V130H160V136H159V139H160V141H161V143H162V145H164L163 144V142H162V140L161 139H163V141L165 140V142H166V144L170 147V149L173 151V153L171 152V154H170V156L169 157H167L166 158V156H165V158H162V160L163 159H165L164 161H163V164L162 163H159L160 165H158L159 167H156L157 169H156V171H155V176H160V178L162 177V176H164L168 171H171V172H173L174 171V173L172 174V176H169V178H168V176L166 177L165 176V178H167L166 180H163L164 182H162V184H161V181H162V179H163V177H162V179H160V181H159V179H158V181H156L155 179L156 178H154V177H150L149 178V176H151L152 174H153V172L152 171H150V170H145V171H147L146 173H150V172H152L151 174H147V175H145L147 178H149L148 180H150V179H154V180H152V181H154V182H159L158 183V185L159 184H161V186H160V195L162 196H164V198L162 197V201H161V205L160 206H162L163 207V205L164 204H166V206H167V208L165 207V211H166V209H167V212H168V216L165 218V219H167L166 220V224H167V229L166 230H168V231H170V232H172V234L174 235L173 237L175 238V239H173V240H169V241H171L170 242V247L166 244H164L163 242V240L161 241L160 239H156L157 237H158V235L159 234H157V237H155L156 236V234H154L153 233V236L155 237H152V238H154L153 240H150V238H151V236H150V234H151V230H153L152 229V227H155L154 225V223H155V219H156V217L155 218H153L152 216V218L151 219H147V221H143V223L141 224L142 225V231H143V233H142V235L143 236H140L139 234V236L141 237V239H142V248L140 249V253H138V252H136V253H138V254H140L139 256L137 255V254H133V255H136L137 256V258L138 257H140L141 259L142 258H144V259H142L144 262H146V261H151V260H149V259H151V258H147V257H149L148 255H150L148 252L150 251V249H155V250H159V249H161L162 247H164V245L165 246H167V247H169L170 248V251H169V249H168V252H165V254L163 255L162 253V255L158 258L159 259V262L157 261V262H154V260H152L153 262L152 263H148V262H146V263H148V264H181V261H180V259H182L183 260V258H185V257H183V256H186L187 257V259L189 260V264H196V262H197V257H195V255L194 254H192V251L194 250V249H197L198 247H199V245L201 246V243H203V242H206V241H210V239L209 238H211V237H208V236H211L210 234H209V232H210V228L211 227H215V226H218L217 224L218 223H220V222H222V219L221 218H223V215L225 216V218H226V213L224 212V214H223V211L227 208H225L224 206H226V204H224V203H226L227 202V199H220V197H221V195H225L224 193L225 192H223V194H221V186H219V185H216V186H214L213 187V189H209L210 191H206L207 189H204L203 187H204V184L206 183V182H208L210 179V176H213V174H218L220 177L222 176V173H226V170H225V165L221 162V161H218V162H221L223 165H224V167L222 166L221 167V169L223 168L224 169V172H222V171H212V169H210L212 166H213V164L215 165V163L217 164V160L219 159L220 160V158H218L219 157V155L217 156V154L216 155H214V156H217V157H213V155H211L212 157H209V151H208V147L210 146L207 142H205V144H203V145H205V146H202L201 144L202 143H200V147L198 146V148L196 147H194L195 148V152H194V148L191 150L190 148L191 147H193L194 145H192L191 146V142L196 138V134L198 133V134H204V132L203 133H201L202 131V129H204L203 131H205L206 129L204 128V127H202L203 125L202 124H204L205 123V117H203V116H205V115H207L206 113H207V108L208 107H210V106H215V110H217L218 109V111H216L217 112V114H216V112L214 113L216 116H217V118L215 119L216 120V122L218 121V123H219V125L216 123V122H213V124L214 123H216L217 124V126H216V128H217V130H215V131H218L216 134H215V139L217 140V139H219L218 138V136H220L222 139H228V140H230L231 141V146L229 147V149L228 148H226L225 146V148H226V150L224 151L225 153L223 154V153H221V154H223V156H225V154H226V156H227V158H226V156H225V160L226 159H228V160H230L231 162H227V163H235L236 164V162H238V164L240 163L241 164V161H243L244 162V164H243V162H242V164L241 165H244V167H245V169H244V173L245 174H243L242 176H240V177H235L236 179H234V176L232 177L233 179H234V181L232 182V184L230 183L231 181L229 180V183L228 184H230V185H228L227 183H225V184H222L223 185V188L225 189V185H228V186H230V187H228L229 189H230V192L231 191H233L232 192V194L230 193V196L228 195V200H235V202H236V200H238L237 201V203H239V204H237V205H240V207H239V209H238V211L237 212H235V219H234V223H236L235 225H234V227H233V225L232 226H230L229 225V227H231L230 229H232V227H233V229L232 230H230L229 228H228V231H231L230 232V234H231V238L233 237L232 235L236 232V231H239V228L240 227H242V223H243V221H244V219H245V222L247 223L248 221H249V219L251 218V216H254V215H252V214H250V211L252 210V211H254L260 204H259V202L260 201H262V199H264V196L263 197H261L262 199L259 201V199H260V197L258 198V196H261V195H259L257 192H259L262 188H260V190L259 189H257L256 191L257 192H255V190L254 189H256L257 187H258V185L261 183V186L263 185V183L262 182H260L261 180L260 179H262V176L261 175H264V173L262 174L261 173V178H258L256 175H255V172H254V170H256V167L254 168V167H252V168H250L251 170L252 169H254L253 170V172H254V174L252 173V171L249 169L248 170V168L249 167H251V163H250V158L249 159H247L248 158V156L249 157H252L251 155H246L245 153V150H246V148H245V145L244 144H242L241 142H243V141H247L248 143H249V145H251V146H253V147H255V142H257V138H259L260 139V144L262 145V146H264L263 144H264V139L262 140L261 139V136L263 135V137H264V134H262V133H264V95H262V89L264 90V79H262V77L260 76L259 77V79H257V77H256V79H254L255 78V69H263V71H264V52H263V48H264V39H262V33L264 32V15L262 14V12H263V10L261 11V8H262V6L261 7H259V6H256L255 5V2H254V0H252V2L250 3H248ZM257 4V3H256ZM75 5V6H76ZM179 5V4H178ZM188 5V4H187ZM198 5V4H197ZM196 5V6H197ZM200 5V4H199ZM237 5V6H238ZM246 5V4H245ZM69 6H71V7H69ZM191 6V7H192ZM241 6V5H240ZM243 6V5H242ZM264 6V5H263ZM67 7L69 8V11H67L68 9H67ZM72 7H74L72 10H71V8ZM76 7H78V5L76 6ZM180 7V6H179ZM184 7H186V6H184ZM197 7H199V6H197ZM239 7V6H238ZM54 8H56V10H54ZM175 8V7H174ZM178 8V7H177ZM187 8V7H186ZM185 8V9H186ZM190 8V7H189ZM200 8V7H199ZM179 9V8H178ZM181 9H182V7H181ZM238 9V8H237ZM263 9V8H262ZM175 10H176V8H175ZM184 10V9H183ZM188 10V9H187ZM191 10H193V8H191ZM239 10V9H238ZM177 11V10H176ZM196 11V10H195ZM197 11H199V10H197ZM181 12V11H180ZM179 12V13H180ZM183 12V11H182ZM191 12V11H190ZM70 13V14H69ZM163 13V14H162ZM173 13V12H172ZM186 13V12H185ZM170 15H171V13H169ZM175 14V13H174ZM184 14V13H183ZM187 14H189V13H187ZM187 14H185V16L188 18L189 16H192V14L191 15H187ZM177 15V14H176ZM235 15V14H234ZM69 17V18H72V17ZM179 16V15H178ZM183 16V15H182ZM232 16V15H231ZM236 16V15H235ZM67 17V18H66ZM74 17H73V20H74ZM165 17H166V15H165ZM164 17V18H165ZM181 17V16H180ZM230 17V16H229ZM243 17V18H242ZM117 18H114L115 19V21L117 20ZM176 18V17H175ZM190 18V17H189ZM216 18V17H215ZM219 18H222V17H218L217 16V21H218V19ZM242 18V19H241ZM78 19H76V17H75V20H74V23H77V20ZM171 19V18H170ZM172 19H173V17H172ZM177 19V18H176ZM179 19V18H178ZM210 19V18H209ZM231 19H232V17H231ZM72 20V19H71ZM72 20V21H73ZM180 20V19H179ZM39 22V23H41L42 24V30L41 31H39V30H36L35 29V26H34V24H35V22ZM114 21V20H113ZM187 21V20H186ZM195 20H193V22H194ZM229 21V20H228ZM230 21H233V20H230ZM179 22V21H178ZM181 22H183V21H181ZM222 21H220V23H221ZM234 22V21H233ZM117 24V22H114V24ZM186 23H188V22H186ZM217 22L215 21L214 22V26H215V24H216ZM219 23V24H220ZM224 23H226V22H223V24ZM89 24V25H90ZM116 24H115V26H116ZM178 24V23H177ZM183 24V23H182ZM194 24V23H193ZM213 23L211 22V24L209 25H207L208 26V28L207 27H205V28H203V29H205L204 31H206L207 29H209V27L210 28H212L211 27V25H212ZM222 24V25H223ZM111 25H113V22H112V24ZM187 25V24H186ZM221 25V26H222ZM225 25V24H224ZM223 25V26H224ZM114 26V27H115ZM164 27H165V25H163ZM182 26V25H181ZM199 26V25H198ZM221 26H217V28H219L220 29V31H221V28H222V32L224 31L225 32V30L223 29V27H221ZM238 26V25H237ZM236 26V27H237ZM71 27V26H70ZM110 27H112V26H110ZM118 27V26H117ZM117 27H115L114 29H115V32H117L116 31V28ZM216 27V26H215ZM227 27V26H226ZM80 28V27H79ZM78 28V29H79ZM188 28V27H187ZM214 28V27H213ZM225 28V27H224ZM228 28V27H227ZM95 29V30H96ZM104 29H105V27H104ZM103 29V30H104ZM112 29V28H111ZM165 30H166V28H164ZM185 29H186V26H185ZM190 29V28H189ZM200 29H202L201 27H200ZM202 29V30H203ZM66 30H67V32H66ZM81 30H83V28L81 29ZM83 30V31H84ZM90 30H92V28L90 27ZM106 30V29H105ZM113 30V29H112ZM152 30V31H153ZM85 31H87V30H85ZM89 31V30H88ZM94 31V30H93ZM98 31V30H97ZM100 31H102L101 30V27H100ZM106 31H110L109 29L108 30H106ZM203 31V32H204ZM229 31V30H228ZM92 32V31H91ZM91 32H89V33H91ZM120 32V31H119ZM161 32H162V30H161ZM227 32V31H226ZM234 32V31H233ZM69 33H71V32H69ZM163 33V32H162ZM82 34V33H81ZM80 34V35H81ZM94 34V32L92 33V35ZM96 34V33H95ZM94 34V35H95ZM114 34V33H113ZM165 33H163V35H162V40L161 41H163V36L165 37V35H167V34H165ZM85 35V34H84ZM92 36V40H93V38L94 37H96V36ZM115 35V34H114ZM116 35H117V37H118V32L116 33ZM218 35H219V33H218ZM229 35H230V33H229ZM263 35H264V33H263ZM71 36V35H70ZM69 36V37H70ZM86 36V35H85ZM87 36H89V35H87ZM91 36V35H90ZM88 37L89 39L91 38V37ZM109 36V37H110ZM160 36H161V34H160ZM160 36H158V37H160ZM233 36V35H232ZM42 37V38H41ZM81 37V36H80ZM79 37V38H80ZM234 38H235V35L233 36ZM237 37V36H236ZM68 38V37H67ZM86 37H84V39H85ZM88 38H86V39H88ZM161 38V37H160ZM167 38V37H166ZM85 39V40H86ZM96 39H97V37L94 39V41H92L91 39V42H92V44L96 41ZM118 39V38H117ZM217 39V38H216ZM237 39V38H236ZM139 40V41H138ZM83 41V40H82ZM88 42H87V44L89 45V40H87ZM111 41V40H110ZM154 41H155V39H154ZM159 41V40H158ZM233 41H234V39H233ZM153 42V41H152ZM164 42H165V40H164ZM246 42H245V44H246ZM85 43V42H84ZM96 43V42H95ZM159 43V42H158ZM197 43V42H196ZM203 43V42H202ZM201 43V44H202ZM91 44V45H92ZM163 44V46H164V43H162ZM162 44H161V46H162ZM200 44V43H199ZM200 44V45H201ZM114 45H115V43H114ZM150 45V44H149ZM200 45H199V47H200ZM243 45V46H242ZM117 46V47H118ZM125 46V47H124ZM198 46V45H197ZM214 46L216 47L215 48V50L217 49V46H216V44L214 43ZM113 47H115V46H113ZM116 47V48H117ZM158 47V46H157ZM165 47V46H164ZM213 45L211 46V49L213 50ZM220 47V46H219ZM120 48V47H119ZM162 49H163V47H161ZM226 48H228V47H226ZM41 49L42 50H44L45 51V53H44V51H43V55L42 56H40L41 54H39V51H41ZM102 49V48H101ZM113 49V48H112ZM121 48H120V50H122ZM140 49V50H141ZM165 49H168V47L167 48H165ZM164 49V50H165ZM209 49H210V47H209ZM218 49H220V48H218ZM217 49V50H218ZM155 50H157V49H155ZM164 50H163V52H164ZM214 50V51H215ZM223 50H225V48L223 49ZM229 50V49H228ZM227 49L225 50V51H228ZM110 51V50H109ZM109 51H108V53H109ZM126 51V50H125ZM159 52H160V50H158ZM71 52V53H70ZM113 52V51H112ZM111 52V53H112ZM155 52V51H154ZM167 52V51H166ZM207 53H205V54H211L210 53V50H209V52L208 51H206ZM218 52H219V50H218ZM229 52V51H228ZM110 53V54H111ZM132 53V51L129 53V54H131ZM139 53V52H138ZM137 53V54H138ZM213 53H215V52H213ZM211 54L210 56H208V58L204 61L202 58L204 57L205 58V56H202L201 57V60L202 61H204V63H207V64H205V66H207V67H204V69H206V70H204L205 71V73H207V68L209 67L210 69H212V72H213V68H215V67H217V66H219V64L221 65V63L219 62V59L221 58L220 56H217V54L215 55V54ZM220 53V52H219ZM109 54V55H110ZM128 54V55H129ZM141 54V55H142ZM148 54H150L149 52H148ZM158 54V53H157ZM160 54H162L161 52H160ZM108 55V54H107ZM111 55H113V54H111ZM111 55H110V57H111ZM132 55V54H131ZM130 55V56H131ZM134 55V54H133ZM221 55V54H220ZM72 56V57H71ZM148 56H150V55H148ZM161 56V55H160ZM165 56V55H164ZM222 56V57H223ZM103 57V56H102ZM107 57V56H106ZM146 57V56H145ZM162 57V56H161ZM218 57H219V59H218ZM74 58V57H73ZM116 58V57H115ZM123 58V57H122ZM128 58V57H127ZM136 58V57H135ZM153 58V57H152ZM120 59H121V57H120ZM142 59V58H141ZM151 59V58H150ZM154 59H155V56H154ZM154 59H153V61H154ZM127 60V59H126ZM168 60V59H167ZM78 61V62H77ZM123 61V60H122ZM137 61V60H136ZM156 61V60H155ZM158 61H159V57H158ZM201 61V62H202ZM126 62V61H125ZM79 63V64H78ZM131 63V62H130ZM129 63V64H130ZM138 63V62H137ZM203 63V62H202ZM113 64H114V61H113ZM129 64H127L126 65V63H125V65L128 67L129 66ZM133 64V63H132ZM54 65H57L58 67H63V66H65V65H69V66H71V67H68V69L69 68H71V69H69V70H71V72L69 71V70H66V71H64V72H62V73H58L56 70H54L53 72H50L49 71V67H53ZM117 65V64H116ZM116 65H114V67L117 69V67H116ZM122 65V64H121ZM124 65V64H123ZM122 65V66H123ZM125 65H124V68H125ZM131 65V64H130ZM203 65L204 64H201V66H202V68H203ZM133 66V65H132ZM134 66H135V64H134ZM81 67V66H80ZM113 67V68H114ZM121 67V66H120ZM119 67V68H120ZM129 68V67H128ZM127 68V69H128ZM131 68H133V67H131ZM76 69H79L78 67L76 68ZM81 69V68H80ZM79 69V70H80ZM123 70V72H124V74L125 73H127L128 74V70ZM130 69V68H129ZM118 70H120V69H118ZM117 70V72L119 73V71ZM114 71H115V73H117L116 72V70L114 69ZM203 71V72H204ZM76 72V71H75ZM151 72V71H150ZM202 72V73H203ZM210 72H211V70L208 72L209 74H210ZM254 74H253V73ZM78 73V72H77ZM76 73V74H77ZM82 73V72H81ZM81 73H78V74H81ZM114 73V72H113ZM118 73H117V75H118ZM152 73V72H151ZM155 73V72H154ZM252 73V74H251ZM123 74V73H122ZM126 74V75H127ZM132 74V73H131ZM172 74V73H171ZM113 75V74H112ZM130 75V74H129ZM128 75V76H129ZM133 75V74H132ZM150 75V74H149ZM208 75V74H207ZM213 75H215V73L213 74ZM254 75V76H253ZM70 76V77H69ZM116 76V74L114 75V77ZM119 76H120V74H119ZM124 76V75H123ZM122 76V77H123ZM187 76V75H186ZM200 76V75H199ZM203 76H205V75H203ZM209 76V75H208ZM212 76V75H211ZM251 76H253L254 78H252ZM78 77V76H77ZM81 77H82V75H81ZM126 77V76H125ZM198 77V76H197ZM201 78H202V74H201V76H200ZM118 78V77H117ZM119 78H121V77H119ZM129 79H130V77H128ZM187 78H189L188 76H187ZM191 78V77H190ZM190 78H189V80H190ZM200 78V79H201ZM205 78H208L207 76H205ZM215 78H217V77H215L214 76V79ZM73 79H74V77H73ZM126 79V78H125ZM151 79V78H150ZM162 79V78H161ZM196 79H198V78H196ZM196 79H195V81H196ZM203 79V78H202ZM122 80V79H121ZM127 80V79H126ZM187 80V79H186ZM192 80H193V78H192ZM205 80H208V79H205ZM119 81V80H118ZM124 81V80H123ZM188 81V80H187ZM38 82H42V84L43 83H46V86H44L45 88H43V87H41V86H38V87H36V89L34 88V95L35 96H31V94H33V92L31 93V92H28L31 88H33L32 87V85L33 84H35V83H38ZM160 82V81H159ZM162 82V81H161ZM193 82H194V80H193ZM196 82H198V81H196ZM201 82V84H202V80L200 81ZM215 82V81H214ZM122 83V82H121ZM127 83V82H126ZM125 83V84H126ZM130 83V82H129ZM138 83V82H137ZM165 83H166V81H165ZM192 83V82H191ZM195 83V82H194ZM204 83V82H203ZM216 83V82H215ZM214 83V84H215ZM103 84V83H102ZM102 84H100V85H102ZM119 84V83H118ZM117 84V85H118ZM160 84V83H159ZM196 84V83H195ZM213 84V83H212ZM38 85V84H37ZM96 85V84H95ZM94 85V86H95ZM110 85H111V83H110ZM114 85V84H113ZM122 85H123V83H122ZM152 85V84H151ZM156 85H158V84H156ZM189 85V84H188ZM205 85V84H204ZM222 85V86H223ZM224 85V86H225ZM30 86H31V88H30ZM93 86V87H94ZM112 86V85H111ZM114 86H116V85H114ZM113 86V87H114ZM187 86V85H186ZM192 86V85H191ZM194 86V85H193ZM102 87V86H101ZM101 87H100V89H101ZM196 87V86H195ZM219 87V86H218ZM227 87H228V89H227ZM30 88V89H29ZM75 88V87H74ZM117 88V87H116ZM120 88V87H119ZM152 88V87H151ZM155 88V87H154ZM201 88V87H200ZM224 88V87H223ZM94 89V88H93ZM99 89V88H98ZM130 89V88H129ZM128 89V90H129ZM192 89H193V87H192ZM208 89V90H207ZM218 89V88H217ZM216 89V90H217ZM222 89V88H221ZM249 89V90H248ZM48 90H50V91H48ZM95 90V89H94ZM119 90V89H118ZM118 90H117V92H118ZM122 90V89H121ZM123 90H124V88H123ZM156 90L158 91V89L156 88ZM155 90V92L157 93V91ZM190 90H191V88H190ZM228 90V91H227ZM71 91H73V90H71ZM71 91H68V92H70L71 93ZM127 91V90H126ZM174 91V90H173ZM178 91H180V90H177V91H175V92H178ZM182 91H183V89H182ZM199 91V90H198ZM201 91V90H200ZM199 91V92H200ZM248 91H250L251 93L249 94L248 93ZM73 92H75V91H73ZM99 92H100V90H99ZM105 92H106V90H105ZM104 91H103V93L104 94H106ZM161 92H162V90H161ZM184 93H188V91L186 90V88L184 87V91H183ZM183 92H181L180 93V95H178V97H177V100L175 99L176 97H174L173 98V94H172V98L173 99H175L176 101H173L174 103H176V102H179V100L181 99V101H184V99H186V97L185 98H183L184 96L182 95V93ZM197 92V91H196ZM195 92V93H196ZM202 92H203V89H202ZM201 92V93H202ZM204 92L202 93V96H203V94H204ZM215 92V91H214ZM229 93V95L227 96L226 94H228ZM50 93H51V95H50ZM101 93H102V91H101ZM111 93V92H110ZM119 93V92H118ZM132 93V92H131ZM151 93V92H150ZM159 93H160V90H159ZM217 93V92H216ZM103 94V95H104ZM112 94V93H111ZM117 94V93H116ZM116 94H115V99H116ZM121 94V93H120ZM124 94V93H123ZM170 94V95H171ZM178 94V93H177ZM190 94H193V93H189V97H191L192 95H190ZM214 94H215V97H214ZM248 96V94L251 96L250 98H249V96H248V98H247V100L248 101H246V100H244V99H246V95ZM65 95V94H64ZM99 95V94H98ZM102 95V94H101ZM99 96V97H101V99L100 100H102V96ZM125 96H126V94H124ZM127 95H128V93H127ZM153 95V94H152ZM161 95V94H160ZM164 95H166L165 93H164ZM168 95V94H167ZM175 95H176V93H175ZM185 95V94H184ZM188 95V94H187ZM194 95V94H193ZM195 95H197L198 96V92H197V94H195ZM235 95V97H233V96ZM113 96V95H112ZM121 96H122V94H121ZM169 96V95H168ZM168 96H166V99L165 100H168V102H169V100H171ZM180 96V97H179ZM186 96V95H185ZM227 96V97H226ZM30 97V98H29ZM107 97V96H106ZM109 97H110V95H109ZM126 97H128V96H126ZM159 97V96H158ZM167 97H168V99H167ZM171 97V96H170ZM182 97V98H181ZM194 96H192L191 98H193ZM36 98V99H37ZM98 98V97H97ZM114 97H112V99H113ZM197 98V99H198ZM212 98H214V100H212ZM218 98V97H217ZM229 98V99H228ZM230 98H232V101L230 100ZM32 99V98H31ZM34 100V101H37V100ZM39 99H38V101H39ZM107 99V98H106ZM122 99V98H121ZM126 99V98H125ZM124 99V100H125ZM161 99H163V95H162V97H161ZM196 99V98H195ZM198 99V100H199ZM230 100V104H227V101L228 100ZM98 100V99H97ZM97 100H96V103H97ZM119 100H120V98H119V96H118V99H117V102H119ZM160 100V99H159ZM187 100H188V98H187ZM193 100V99H192ZM106 101V100H105ZM114 102L113 103H115V101L116 100H113ZM154 101V100H153ZM156 101V100H155ZM172 101L171 102H169L170 104L172 103ZM180 101V103L179 104H181V105H183V103H184V105H185V101L184 102H181ZM211 101H212V103H211ZM99 102V101H98ZM117 102H116V104H117ZM125 102V101H124ZM159 102V101H158ZM157 102V103H158ZM168 102L167 101H165V103H167L166 105H167V107H169L168 105H170V104H168ZM197 102V101H196ZM38 103H41V102H38ZM37 103V104H38ZM104 103V102H103ZM112 103V101H111V107H112V110H113V112H111V114L112 113H114V115H115V112L117 113V111H116V109L119 107V105H123L124 103H118L119 105H116V107H115V104H113ZM153 103V102H152ZM151 103V104H152ZM161 103V102H160ZM163 103V106H164V102H162ZM173 103V104H174ZM191 103H194L193 101L191 102ZM209 103H211V104H213V105H210V106H208L209 105ZM98 104V103H97ZM109 104V103H108ZM107 104V105H108ZM141 104V103H140ZM147 104H149L148 102H147ZM178 104V103H177ZM179 104H178V106H179ZM188 104V103H187ZM200 103H197V106L199 105ZM99 105V104H98ZM101 105H103V104H101ZM112 105H114V106H112ZM172 105V104H171ZM176 105V104H175ZM191 105V107H192V105L193 104H190ZM35 106H36V104H35ZM63 106V107H62ZM127 106H128V104H127ZM148 106V105H147ZM153 106V105H152ZM159 105H157V107H158ZM161 106H162V104H161ZM177 106V108L179 109L180 107H178ZM200 106H202V105H200ZM37 108L39 107V105L38 106H36ZM35 107V108H36ZM102 107V106H101ZM100 107V108H101ZM136 107V106H135ZM164 107H166V106H164ZM163 107V108H164ZM171 107V106H170ZM36 108V109H37ZM40 108H42L41 106H40ZM40 108H39V112H40ZM62 108V109H61ZM120 108V107H119ZM118 108V110H121V109H119ZM150 107L148 106V109H149ZM153 108V107H152ZM161 108V107H160ZM159 108V109H160ZM175 108V107H174ZM181 108H183V106L181 107ZM190 108V107H189ZM196 108V107H195ZM213 108V107H212ZM98 109H99V107H98ZM103 109H104V107H103ZM141 109V108H140ZM155 109H157L156 108V106H155ZM184 109V108H183ZM191 109V108H190ZM208 109H211V108H208ZM32 110V109H31ZM42 110V109H41ZM64 110V109H63ZM110 110H111V108H110ZM109 110V111H110ZM111 110V111H112ZM124 110V109H123ZM212 110V109H211ZM214 110V111H215ZM20 111H22L23 112V110H20ZM25 111V110H24ZM98 111V110H97ZM125 111V110H124ZM123 111V112H124ZM148 111V110H147ZM150 111H151V109H150ZM149 111V112H150ZM155 111V110H154ZM158 111V110H157ZM165 111V110H164ZM168 111H170L169 109H168ZM172 111H176V108L174 109V110H172ZM177 111H179V110H177ZM213 111V112H214ZM45 112V111H44ZM47 113L46 112V115H47V118H49L50 117V120L49 121H51L52 120V122H53V124H52V122H49V121H47V119L45 118V120L43 119V117H41L40 118V116H42L41 114H45V113H40L38 116H39V119L38 120H32V121H30L29 123H27L26 124V127L24 128L23 127V129H25V131H27L28 132V134L30 133V134H34V133H37L38 135H39V140L37 141V142H35L34 143V141H36L35 139L33 140V141H30L29 142V139H28V141L26 142V141H24V140H26V139H24L23 140V137L21 138V137H19V136H14V135H16L15 133H17V131L15 130V133H14V130H13V135L11 134V136H13L12 137V139H11V142H10V140H8L9 142H10V145H12V149H11V147H8L9 146V144H8V148H10V150L8 149H6V151L4 152V154L8 151H11V152H13V153H15L19 158L22 156V157H24V155L25 156H28L27 154H29V153H33L34 151L35 152H38V150L40 151V153H43L42 152V150L45 152V151H47V149L49 150V148H51L50 146H54L53 144H51L50 146L48 145L49 143H48V141H49V138H50V136L52 135V132H53V136L55 135L54 133V129L53 128H57V127H55V124H54V121H53V118H51L52 117V114H50V113ZM63 112V111H62ZM148 112V113H149ZM152 112V111H151ZM150 112V113H151ZM156 112V111H155ZM154 112V113H155ZM160 112H162V111H160ZM160 112H159V114H160ZM187 112V111H186ZM209 112H210V110H209ZM24 113V112H23ZM53 113H55V112H53ZM101 113V112H100ZM147 113V112H146ZM167 112H165L164 113V116H165V114H166ZM188 113V114H189ZM32 114V112L30 111V112H25L24 113V118H26V120H31V118H30V115ZM48 114H49V117H48ZM58 114V113H57ZM98 113L96 112L95 113V115H97ZM118 114L120 115V113L118 112ZM141 114V113H140ZM171 114L169 115V114H166L167 116V118H166V120L167 119H170L169 121H172L173 122V120H172V117H168V116H171ZM178 114V113H177ZM189 114V115H190ZM198 114H197V116H198ZM46 115H43L44 117H46ZM51 115V116H50ZM149 115V114H148ZM151 115V114H150ZM150 115H149V118H150ZM153 115V114H152ZM162 115H163V113H162ZM162 115H160V116H162ZM100 116V114L97 116V117H99ZM109 116H111V115H109ZM117 116V115H116ZM123 116H124V114H123ZM144 116H145V114H144ZM198 116V117H199ZM208 116V115H207ZM215 116V117H216ZM59 117V116H58ZM111 117H113V116H111ZM147 117V116H146ZM152 117V116H151ZM212 116H208V119L209 118H211ZM100 118V117H99ZM99 118H96L97 120L99 119ZM119 118V117H118ZM123 118V117H122ZM165 118H163V119H165ZM184 118H187L189 121H185V122H187L186 124H184L185 122L183 121V120H185ZM197 120H196V119ZM57 119V118H56ZM61 119V118H60ZM59 119V120H60ZM108 119H110V118H108ZM117 119V118H116ZM116 119H114L113 120V122L116 120ZM124 119V118H123ZM144 119V122H145V119H147V118H143ZM204 119V120H203ZM94 120V119H93ZM63 121V120H62ZM62 121H60L61 123H62ZM101 121H102V119H101ZM100 121V122H101ZM152 121V120H151ZM180 121V120H179ZM214 121V120H213ZM19 122L20 123H22V121H20L19 120ZM26 122H28V121H26ZM107 122V121H106ZM111 122V121H110ZM118 122V121H117ZM121 122H122V120H121ZM140 122V121H139ZM143 122V121H142ZM143 122V123H144ZM146 124H148V119L146 120ZM171 122V123H172ZM175 122V123H176ZM207 122H208V120H207ZM209 122H210V119H209ZM58 123H59V121H58ZM94 123H97V121L96 120H94ZM174 123V124H175ZM211 123V122H210ZM253 123H256L255 124V129H256V125H258V128L255 130L253 127H251L252 125H253ZM100 124V123H99ZM116 124V123H115ZM135 124V123H134ZM138 124V123H137ZM136 124V125H137ZM145 124V123H144ZM145 124V125H146ZM152 124V123H151ZM173 124V125H174ZM182 124V125H181ZM20 125V124H19ZM22 125V124H21ZM51 125H54L53 126V128H52V126ZM60 125V124H59ZM59 125H57L58 127H60ZM96 125H98V124H96ZM95 125V126H96ZM114 125V124H113ZM182 127H181V126ZM205 125V124H204ZM208 125V124H207ZM62 127H64V123H63V125H61ZM100 126V125H99ZM98 126V127H99ZM117 125H115V127H116ZM124 126V125H123ZM138 126V125H137ZM137 126H135V129H136V131H137ZM148 126H149V124H148ZM161 126H163L162 125V123H161ZM254 126V125H253ZM11 127V126H10ZM18 127H22V126H18ZM102 127H103V125H102ZM113 127V126H112ZM130 127H131V125H130ZM146 127H147V125H146ZM145 127V128H146ZM12 128V127H11ZM99 128H101V127H99ZM107 128V127H106ZM117 128V127H116ZM116 128H113V129H116ZM123 128V127H122ZM151 128V127H150ZM162 128H164V127H162ZM161 127H160V129H162ZM208 128V127H207ZM215 128V129H216ZM22 129V130H23ZM53 129V130H52ZM60 129H61V127H60ZM96 129H97V127H96ZM113 129H111V131L113 130ZM139 129V128H138ZM147 130H149L148 129V127L146 128ZM165 129V128H164ZM11 131L12 129H8V131ZM18 130H19V128H18ZM20 130H21V128H20ZM19 130V133L20 132H22V134L23 133H25V135H26V132H24V131H20ZM58 130V129H57ZM62 130V129H61ZM117 130V129H116ZM168 130V129H167ZM208 130V129H207ZM258 130V131H257ZM9 131V132H10ZM97 131V130H96ZM162 131H164V130H162ZM183 131H187V133H185V137H183ZM188 131H189V133L191 134H189L188 133ZM201 131V132H200ZM214 131V130H213ZM117 132V131H116ZM147 133H149V131H146ZM165 132V131H164ZM164 132H163V135H165L164 134ZM166 132H168V131H166ZM211 132V131H210ZM10 133H12V132H10ZM103 133V132H102ZM110 133V132H109ZM112 133V132H111ZM114 133V132H113ZM145 133V132H144ZM21 134V135H22ZM29 134V135H30ZM137 134H138V131H137ZM188 134V135H187ZM193 134V135H192ZM205 134H207V133H205ZM205 134L204 135H202V137H204L205 136ZM217 134H219V135H217ZM20 135V136H21ZM31 135V136H32ZM50 135V136H49ZM114 135H116V134H114ZM140 135H141V133H140ZM143 135V134H142ZM146 135V134H145ZM171 135V136H170ZM186 135H187V137H186ZM200 135L198 136L199 138H200ZM216 135H217V138H216ZM190 136V137H189ZM208 136H210V135H208ZM27 137V136H26ZM107 137V136H106ZM117 137V136H116ZM137 137H138V135H137ZM137 137H136V139H137ZM147 137V136H146ZM189 137V139L187 140L186 138H188ZM211 137V136H210ZM9 138H11V137H9ZM33 138V137H32ZM52 138V137H51ZM111 138V137H110ZM144 138H145V136H144ZM185 138V139H184ZM198 138V139H199ZM205 138V137H204ZM112 139H114V138H112ZM115 139H118V138H115ZM145 139H147V138H145ZM144 139V140H145ZM158 139V140H159ZM169 139V140H168ZM182 139H184V142H186L185 144H184V142H183V140ZM214 139V140H215ZM106 140V139H105ZM109 140H111V139H109ZM158 140H157V142H158ZM185 140H187V141H185ZM205 140H208V142L210 141L209 140V138L208 139H205ZM212 140V139H211ZM50 141H51V139H50ZM102 141V140H101ZM135 141H137V140H135ZM135 141H134V144H135ZM141 141V140H140ZM159 141V142H160ZM195 141H197V139H195L193 142H195ZM199 141V140H198ZM198 141L196 142V143H198ZM222 141V140H221ZM225 141V140H224ZM9 142H7V143H9ZM29 142V143H28ZM100 142V141H99ZM117 142V141H116ZM158 142V143H159ZM210 142H213V141H210ZM217 141H215V143H216ZM223 142V141H222ZM259 142L257 143V144H259ZM51 143V142H50ZM113 141L111 142V145H113ZM136 143H138V147H139V145L142 143H140L139 141L138 142H136ZM215 143H212V144H215ZM217 143H220L219 142V140H218V142ZM238 143H241L242 144V146H244V149H243V151H244V153H243V151L241 152L240 150H239V147H238V150H237V146L236 145H238ZM101 144V143H100ZM109 144V143H108ZM124 144V143H123ZM126 144V143H125ZM124 144V147L127 145H125ZM132 144H133V142H132ZM132 144H131V146H132ZM133 144V145H134ZM143 145H144V143H142ZM165 144V145H166ZM190 144V145H189ZM192 144H194V143H192ZM199 144V143H198ZM208 144V145H207ZM221 144V143H220ZM220 144L218 145V147L220 146ZM224 144V143H223ZM226 144V143H225ZM47 145V146H46ZM102 145V144H101ZM101 145H100V147H101ZM120 145V144H119ZM129 145V144H128ZM164 145V146H165ZM188 145H189V148H187L188 147ZM196 146H197V144H195ZM222 145V144H221ZM56 146V145H55ZM54 146V147H55ZM110 146V145H109ZM135 146H136V148H137V144H135ZM159 146V145H158ZM163 146V147H164ZM191 146V147H190ZM217 146V145H216ZM223 146V145H222ZM260 146V145H259ZM6 147V148H7ZM128 147V146H127ZM140 147H143V146H141L140 145ZM140 147H139V149H140ZM146 147V146H145ZM149 147V146H148ZM160 148H161V145L159 146ZM162 147V148H163ZM207 147V151H208V155L207 154H205L204 152L205 151H203L204 150V148H206ZM215 147V146H214ZM221 147V146H220ZM249 146H247V148H248ZM45 148H46V150H45ZM117 148V147H116ZM115 148V149H116ZM168 148V147H167ZM185 148H187V149H189V151L188 152H190V151H192V152H194V153H192V155L191 156H189L188 157V155L186 156V151L184 150V152L186 153L185 154V156L186 157H188V159H187V161H186V157H185V161L184 160H181V154H183V152H182V150L183 149H185ZM261 148H264V147H261L260 146V148L259 149H261ZM41 149V150H40ZM186 149V150H187ZM219 149V148H218ZM122 150H124V148L122 149ZM142 150V149H141ZM146 150V149H145ZM168 150H169V148H168ZM223 150V149H222ZM249 150V149H248ZM33 151V152H32ZM51 151V150H50ZM109 151V150H108ZM114 151V150H113ZM125 151V150H124ZM128 151V150H127ZM126 151V152H127ZM143 151V150H142ZM141 151V152H142ZM213 151V150H212ZM252 151H253V149H252ZM251 151V152H252ZM35 152L33 153V155L35 154ZM48 152V151H47ZM46 152V153H47ZM239 152H240V155L241 156H239ZM250 152V151H249ZM51 153V152H50ZM50 153H49V155H50ZM114 153V152H113ZM143 153V152H142ZM164 153H165V150H164ZM169 153H170V150H169ZM190 153V154H191ZM242 153H243V155H242ZM38 154H39V152H38ZM109 154L111 155V152L109 151ZM119 154H122L121 152L119 153ZM147 154H148V152H147ZM146 154V155H147ZM166 154V153H165ZM245 154V155H244ZM44 153H43V156L42 157H44ZM102 155V154H101ZM105 155V154H104ZM141 154H139V156H140ZM155 154H153V156H152V158L150 157L151 155L150 154H148V157H149V160H150V158H151V160L153 161L154 160V156ZM169 155V154H168ZM30 156H32V155H30ZM108 156V155H107ZM123 156V155H122ZM142 156V155H141ZM222 156V155H221ZM243 156H247V160H248V162L247 163H249V164H246V162H245V157H243ZM33 157V156H32ZM32 157H30V158H32ZM37 157V156H36ZM98 157V156H97ZM148 157H147V160H146V158L144 157V161H145V163L143 164L144 166H146V162H147V166H148V168H150V164L151 163H153L152 164V168H154L153 166L154 165H156V164H154V162H152V161H150L149 163H148ZM184 157V156H183ZM244 159H242V158ZM262 157V160H263V157L264 156H261ZM27 158V157H26ZM34 158H35V156H34ZM45 158H46V156H45ZM100 158H102V157H100ZM140 158H142V157H140ZM218 158V159H217ZM223 158V157H222ZM221 158V159H222ZM255 157H252L251 159H254ZM37 159V158H36ZM40 159V158H39ZM38 159V160H39ZM44 159V158H43ZM94 159H95V157H94ZM132 159V158H131ZM158 159V158H157ZM183 159V158H182ZM239 159V160H238ZM242 159V160H241ZM35 160V159H34ZM96 160V159H95ZM94 160V161H95ZM101 160V159H100ZM100 160H98V161H100ZM106 160V159H105ZM109 160V159H108ZM123 160V159H122ZM160 161H162L161 159H159ZM225 160H223V162L225 161ZM241 160V161H240ZM36 161V160H35ZM107 161V160H106ZM116 161H118V160H116ZM155 161H156V158H155ZM216 161V162H215ZM240 161V162H239ZM34 162V161H33ZM96 162V161H95ZM110 162V161H109ZM120 162V161H119ZM226 162V161H225ZM88 163V162H87ZM220 163V164H221ZM122 164H123V161H122ZM220 164H218V165H220ZM221 164V165H222ZM237 164V165H238ZM239 164V165H240ZM247 165V168H246V165ZM84 165V164H83ZM86 165V164H85ZM89 165V164H88ZM88 165H86V166H88ZM95 165V164H94ZM106 165V164H105ZM105 165H104V167H105ZM110 165V164H109ZM111 165H112V163H111ZM142 165V166H143ZM220 165V166H221ZM253 165H255V164H253ZM252 165V166H253ZM257 165V164H256ZM85 166V167H86ZM124 166V165H123ZM157 166V165H156ZM234 166V165H233ZM91 167V166H90ZM96 167V166H95ZM98 167V166H97ZM195 167H196V169L197 168H199V170H200V168L202 169V171L201 172H203L204 174H202L201 173V175L203 176V178L201 179V180H193V179H191V181H190V183L188 184V185H185L184 184V179H185V177H183V179L181 178V175H185V174H182V171H185V170H195ZM218 167V166H217ZM215 168V166H214V168L217 170L218 168ZM232 167V166H231ZM235 167H236V165H235ZM235 167H233V168H235ZM239 167V166H238ZM99 168V167H98ZM125 168V167H124ZM147 168V169H148ZM233 168H230V169H233ZM237 168V167H236ZM236 168H235V171H236ZM242 168H243V166H242ZM114 169V168H113ZM146 169V168H145ZM215 169H213V170H215ZM220 169V170H221ZM222 169V170H223ZM258 169V168H257ZM142 175H143V172H144V168H142ZM242 170V169H241ZM89 171H91V170H89ZM104 171H106V170H104ZM111 171V170H110ZM128 171V170H127ZM188 171H185L184 173H189ZM197 171H198V169H197ZM196 171V172H197ZM211 171L213 172V174L211 175ZM230 171V170H229ZM235 171H233V173L235 172ZM99 172V171H98ZM195 172V171H194ZM194 172H192V173H194ZM200 172V171H199ZM231 172V171H230ZM87 173H89V172H87ZM127 173V172H126ZM129 173V172H128ZM145 173V172H144ZM192 173H189V174H192ZM198 173V172H197ZM196 173V174H197ZM228 173V172H227ZM256 173H258V172H256ZM90 174V173H89ZM121 174V173H120ZM119 174V175H120ZM140 174V173H139ZM199 174V173H198ZM241 174H242V172H241ZM96 175V174H95ZM125 175V174H124ZM141 175V176H142ZM154 175V174H153ZM193 175V174H192ZM233 175V174H232ZM257 177H255V176ZM105 176V175H104ZM225 176H227L226 174H225ZM106 177V176H105ZM105 177H104V179H105ZM109 177V176H108ZM190 178H191V176H189ZM193 177H195V176H193ZM199 177H201V176H199ZM217 177V176H216ZM220 177H219V179H217V182H219L220 183ZM228 177V179H229V177L230 176H227ZM1 178H3V177H1ZM99 179H100V177H98ZM118 178H119V176H118ZM117 178V179H118ZM143 178H144V176H143ZM198 178V177H197ZM224 178V177H223ZM222 178V179H223ZM263 178H264V176H263ZM5 179V178H4ZM102 179V178H101ZM109 179V178H108ZM121 179V178H120ZM186 179H188V178H186ZM195 179H196V177H195ZM199 179V178H198ZM212 179L214 180H216V178H214V176L211 178V181H212ZM225 179H227L226 177L223 179V180H225ZM227 179V180H228ZM147 180V179H146ZM146 180L144 179V182H146ZM147 180V181H148ZM220 180V181H219ZM225 181V182H228V181ZM260 180V181H259ZM6 181V180H5ZM101 181V180H100ZM124 181V180H123ZM262 181H263V179H262ZM2 182H3V180H2ZM1 181H0V183H2ZM103 182H104V180H103ZM107 182V181H106ZM122 182V181H121ZM148 182H151V180L150 181H148ZM215 182V181H214ZM157 183H155V184H157ZM219 183H217V184H219ZM222 183H224V181L222 182ZM145 184H149L150 185V183H144V185ZM152 184H154V183H152ZM2 185V184H1ZM0 185V186H1ZM103 185H104V183H103ZM142 185H143V183H142ZM142 188H143V190L145 189L144 187H147L148 188V186L147 185H145V186H141ZM140 187V188H141ZM157 187V186H156ZM256 187V188H255ZM263 187V186H262ZM2 188H3V186H2ZM227 188V187H226ZM1 189V188H0ZM157 190H158V188H156ZM229 189H227V191L229 190ZM142 190V189H141ZM152 190H154V189H152ZM157 190H154L155 192H153V193H155V194H157ZM263 191H262V193H261V191L259 192L260 194H264L263 192H264V189H262ZM136 191V190H135ZM138 191V190H137ZM146 189H145V193H146ZM150 191H151V187H150ZM141 191H139V193H140ZM159 192V191H158ZM150 193V192H149ZM153 193H151V195L149 194V196H154V195H152ZM137 194V193H136ZM147 195H148V193H146ZM226 194H229V193H226ZM138 196V195H137ZM157 196H158V194H157ZM139 197H140V194H139ZM144 198H146V196L144 197ZM155 198H156V195H155ZM224 198H227V196H224ZM137 199V198H136ZM141 199V198H140ZM149 199V198H148ZM147 199V200H148ZM153 197L151 198V199H149V201L150 200H152L153 201ZM259 201L258 203H257V200ZM138 200H139V198H138ZM142 200V199H141ZM156 200V199H155ZM140 202H142V201H140ZM145 202V203H144ZM148 202V201H147ZM154 202V201H153ZM153 202H151V203H153ZM258 204V206L256 205V203ZM143 203L144 204H146V206H148L147 205V203H146V200L145 201H143ZM151 203H150V206H151ZM155 204L154 205H156L157 203H158V201H157V203L156 202H154ZM159 204V203H158ZM115 205V204H114ZM127 205V204H126ZM256 205V206H255ZM19 206V205H18ZM144 206V205H143ZM150 206H148V207H150ZM158 206V205H157ZM114 207V206H113ZM148 207H146L147 209H150V208H148ZM161 207V209H163ZM223 207V208H222ZM146 208L144 209V207H143V209L144 210H146ZM237 208V207H236ZM113 209V208H112ZM122 209V208H121ZM152 209V208H151ZM224 209V210H223ZM110 210V209H109ZM156 210H157V208H156ZM159 210V209H158ZM223 210V211H222ZM259 210V209H258ZM111 212H112V210H110ZM142 211V210H141ZM150 211H152V210H150ZM161 212H163V210H160ZM160 211H159V213H160ZM221 211H222V213H221ZM226 211V210H225ZM230 212V210H227V212ZM252 211H251V213H252ZM148 212V214H149V210L147 211ZM147 212H146V214H147ZM110 212H108L107 214H109ZM141 213V212H140ZM159 213L157 214L158 216H159ZM101 214H104V213H101ZM111 214H113V212L111 213ZM145 214V213H144ZM161 214V213H160ZM163 214V213H162ZM165 214V216L167 215L166 213H164ZM229 213H227V215H228ZM253 214H255V212H253ZM141 215V214H140ZM150 215H151V213H150ZM152 215H153V212H152ZM221 215H222V217H221ZM249 215H251V216H249ZM101 216V215H100ZM113 216V215H112ZM149 216V215H148ZM250 218H249V217ZM102 217V216H101ZM111 217V216H110ZM114 217V216H113ZM113 217H111V218H113ZM117 217H118V215H117ZM141 217V216H140ZM163 217V216H162ZM221 217V218H220ZM232 215H231V217L230 218H228V220L230 221V219H232ZM248 217V219H246ZM105 218H107V215H105ZM143 218V217H142ZM141 218V219H142ZM147 218H149V217H147ZM236 218L240 221L241 220V223L240 222H238V220H236ZM107 219H109V218H107ZM117 219V218H116ZM152 219H154V220H152ZM160 219V218H159ZM115 220V219H114ZM157 220V219H156ZM243 220V221H242ZM246 220H248V221H246ZM252 220V219H251ZM104 221V220H103ZM141 221V220H140ZM163 221H165V220H163ZM220 221V222H219ZM224 221H226V219H224L223 220V222ZM236 221V222H235ZM107 222V221H106ZM109 222V221H108ZM108 222H107V224H108ZM157 222V221H156ZM160 222V221H159ZM158 222V223H159ZM231 222H232V220H231ZM231 222H226L227 223V225H228V223L230 224ZM237 222H238V224H237ZM250 222V221H249ZM141 223V222H140ZM234 223H232V224H234ZM96 224H98V221H97V223ZM100 224V223H99ZM248 224V223H247ZM113 225H117V224H113ZM138 225H140V224H138ZM224 225H225V223H224ZM226 225V227H228ZM238 225V226H237ZM244 225V224H243ZM98 226V225H97ZM104 226V225H103ZM109 226V225H108ZM111 226V225H110ZM219 226H220V224H219ZM95 227V226H94ZM106 227H107V225H106ZM105 227V228H106ZM115 227V226H114ZM139 227H141V226H139ZM221 227V226H220ZM103 228V227H102ZM111 228V227H110ZM117 228V227H116ZM158 228V227H157ZM218 229H219V227H217ZM222 228H224V227H222ZM242 228H244V227H242ZM242 228H240V229H242ZM97 229H98V227H97ZM226 229V228H225ZM99 230V229H98ZM97 230V231H98ZM108 230H109V228H108ZM156 229H154L153 230V232H155V233H157L156 231H155ZM160 230V229H159ZM163 230V229H162ZM165 230V229H164ZM163 230V231H164ZM212 230V229H211ZM222 230V229H221ZM104 231H106V229L104 230ZM104 231H101V232H104ZM134 231V230H133ZM132 231V232H133ZM138 231H139V229H138ZM214 231H215V229H214ZM222 231H224V230H222ZM226 231H227V229H226ZM227 231V232H228ZM99 232V231H98ZM97 232V233H98ZM114 232V231H113ZM150 232V233H149ZM160 232V231H159ZM213 232V231H212ZM225 232V231H224ZM91 233H95V232H91ZM137 233H140V232H137ZM168 233V232H167ZM101 234V233H100ZM106 234V233H105ZM171 234V235H172ZM209 234V235H208ZM243 234V233H242ZM96 235V234H95ZM114 235H115V233H114ZM103 236V235H102ZM105 236V235H104ZM112 236V235H111ZM161 236V235H160ZM213 236V235H212ZM221 236V235H220ZM236 236H238V235H236ZM94 237V236H93ZM97 237H98V235H97ZM101 237V235L99 236V238ZM166 237H167V235H166ZM166 237H163V236H161V238H165L164 240L166 241ZM228 237H230V236H228ZM101 238H103V237H101ZM106 238V237H105ZM134 238L136 239V234H135V236H134ZM159 238V237H158ZM171 239V237H169L168 236V239ZM222 238H223V236H222ZM222 238L220 239L221 241H219V242H223L222 241ZM260 238H262V237H260ZM110 239V238H109ZM133 239V238H132ZM135 239H133V240H135ZM167 239V240H168ZM233 239H235L236 240V238H234L233 237ZM233 239H230L231 241L233 240ZM95 240V239H94ZM97 240H99V239H97ZM97 240H96V242H97ZM101 240V239H100ZM113 240V239H112ZM115 240V239H114ZM136 240H138V239H136ZM140 240V239H139ZM212 240V239H211ZM213 240H215V239H213ZM212 240V241H213ZM217 240V239H216ZM226 240H228V242H231L230 240H229V238L227 239L226 238ZM226 240H224L225 241V243L227 242ZM168 241V242H169ZM184 241H185V243H184ZM211 241V242H212ZM103 242V241H102ZM111 242V241H110ZM114 242V241H113ZM113 242H111V243H113ZM132 242V241H131ZM187 242V243H186ZM217 242V241H216ZM216 242H214L215 244H216ZM234 242V241H233ZM262 242H263V240H262ZM109 243V242H108ZM110 243V244H111ZM183 243H184V245H183ZM225 243H219V245L221 244H225ZM235 243V242H234ZM101 244V243H100ZM109 244V245H110ZM134 244V243H133ZM186 244H188V248L187 249H185V245ZM212 244V243H211ZM228 243H226V245H227ZM232 244V243H231ZM262 244V243H261ZM113 245V244H112ZM115 245V244H114ZM135 245V244H134ZM226 245H225V247H224V249H226ZM237 245V244H236ZM133 246V245H132ZM182 246H184V248L182 247ZM217 246V245H216ZM222 246H220V247H222ZM245 246V245H244ZM97 247V246H96ZM105 247V246H104ZM110 247V246H109ZM113 248H115L114 246H112ZM167 247L165 248V250L167 249ZM204 247V246H203ZM219 247V248H220ZM232 247V246H231ZM236 247V246H235ZM239 247V246H238ZM237 247V251H238V249L240 250V248H242V247H240V248H238ZM107 248V247H106ZM134 248V247H133ZM245 248V247H244ZM94 249V248H93ZM99 249V248H98ZM135 249H136V247H135ZM134 249V250H135ZM216 249V248H215ZM227 249H228V247H227ZM243 249V248H242ZM104 250H105V248H104ZM107 250H108V248H107ZM111 250H112V248H111ZM110 250V251H111ZM199 250V249H198ZM198 250H196V251H198ZM201 250V249H200ZM204 250H206V249H204ZM219 250H221V249H219ZM223 250V249H222ZM233 251H234V249H232ZM236 250V249H235ZM96 251H98V250H95V253H94V255L96 254ZM136 251V250H135ZM163 251V250H162ZM195 251V252H196ZM216 251H217V249H216ZM226 250H224L223 252H224V254H226V253H231V254H229V255H231L232 256V252H230L229 250H228V252L226 251ZM194 252V251H193ZM198 252H200V251H198ZM242 252V251H241ZM99 253H101V252H99ZM131 253V252H130ZM134 253V252H133ZM147 253H148V255H147ZM201 253V252H200ZM103 254H106V253H103ZM102 254V255H103ZM198 254V253H197ZM201 254H203V252L201 253ZM221 254H222V252H221ZM237 254V252L235 251V257L234 258H236V255ZM240 254H242V253H240ZM240 254H238V255H240ZM107 255V254H106ZM132 255V254H131ZM132 255V256H133ZM198 255H200V254H198ZM219 256H220V254H218ZM218 255H216L215 254V259L217 258V256ZM97 256V255H96ZM108 256V255H107ZM132 256H131V258H132ZM203 256H205V255H203ZM222 256V257H221ZM220 257V262H221V264H230V261H231V257H229L227 254L226 255H221ZM228 256V257H227ZM135 257V256H134ZM183 257V258H182ZM213 257V258H214ZM233 257V256H232ZM96 258V257H95ZM100 258V257H99ZM98 258V259H99ZM107 258V257H106ZM140 258H139V260H138V263H143V261H141L140 262ZM201 258H202V256H201ZM240 258V257H239ZM134 259V258H133ZM209 259V258H208ZM214 259V260H215ZM95 260V259H94ZM134 260H136V257H135V259ZM202 260V259H201ZM205 260H207V259H205ZM211 260V259H210ZM219 260V259H218ZM101 261V260H100ZM115 261V260H114ZM209 261V260H208ZM217 261V260H216ZM215 261V262H216ZM109 262V261H108ZM111 262H112V260H111ZM110 262V263H111ZM122 262V261H121ZM135 264H136V261H133ZM183 262H188V261H186V258H185V261L183 260ZM210 262V261H209ZM254 262V261H253ZM137 263V264H138ZM145 263V264H146ZM217 263H218V261H217ZM250 263V262H249ZM126 264V263H125ZM211 264V263H210ZM213 264H214V262H213ZM255 264V263H254Z\"/></svg>",
    "mask_w": 264,
    "mask_h": 264
}]
</instances>
